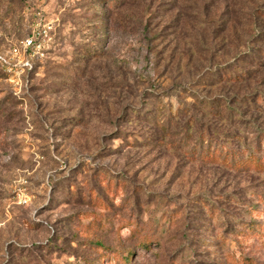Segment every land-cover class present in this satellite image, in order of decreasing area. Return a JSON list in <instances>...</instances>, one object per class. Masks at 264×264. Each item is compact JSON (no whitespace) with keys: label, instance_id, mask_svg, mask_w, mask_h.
<instances>
[{"label":"rangeland","instance_id":"obj_1","mask_svg":"<svg viewBox=\"0 0 264 264\" xmlns=\"http://www.w3.org/2000/svg\"><path fill=\"white\" fill-rule=\"evenodd\" d=\"M0 54V264H264V172L198 159L264 156V0H0Z\"/></svg>","mask_w":264,"mask_h":264},{"label":"trees","instance_id":"obj_2","mask_svg":"<svg viewBox=\"0 0 264 264\" xmlns=\"http://www.w3.org/2000/svg\"><path fill=\"white\" fill-rule=\"evenodd\" d=\"M261 103V102H260ZM264 105V102H263ZM261 111H264L263 109L259 108ZM237 112V110H235ZM263 133H261L259 135V140L263 137ZM194 158V157H193ZM198 159H202L203 161L206 162H210V163H220L222 165L228 166L229 168L232 169H237L239 171H257V172H264V156H259L258 154H253L251 153L249 156H247V158H243L240 155H238L237 152L234 151H225L223 152V148H218V147H211L208 146L206 148V150H202L199 155H198ZM260 203L264 204V199L260 200ZM208 204L206 203H201V206H206ZM253 210H254V206H252ZM207 211L209 212L210 215H217L218 211L224 212V210H219V209H215L213 207H206ZM256 212V210H255ZM253 212V213H255ZM222 216V214H220ZM170 218L172 217V215L169 216ZM243 227L245 228L244 231H238V234L236 236H246L248 238H263L264 237V228L263 227H259L257 222H250V223H244L242 224ZM257 228H260V230H258ZM225 239V240H224ZM151 242V238L149 237H145L144 240H142L139 245H141L142 247L146 248L148 247V244ZM220 244H216V245H220L221 244H225L227 243L226 238L221 237ZM99 247H102L101 245H98ZM116 253V252H115ZM133 253V251H129L127 252V255H124V257L122 258V260L125 263H129V258L130 255ZM91 264H95V263H91Z\"/></svg>","mask_w":264,"mask_h":264},{"label":"built area","instance_id":"obj_3","mask_svg":"<svg viewBox=\"0 0 264 264\" xmlns=\"http://www.w3.org/2000/svg\"><path fill=\"white\" fill-rule=\"evenodd\" d=\"M44 33H47L46 30H44ZM42 34L40 32H35L32 36H29L26 38L23 42V46L25 48V52H28L29 50H33V53H36V50L40 48V44L37 42V39ZM0 62H2L5 66L8 67L7 71L9 72V58L3 56L0 54ZM18 65H23L24 67H30L31 68V60H22L21 62H18Z\"/></svg>","mask_w":264,"mask_h":264}]
</instances>
